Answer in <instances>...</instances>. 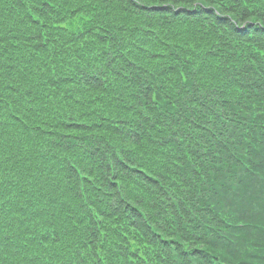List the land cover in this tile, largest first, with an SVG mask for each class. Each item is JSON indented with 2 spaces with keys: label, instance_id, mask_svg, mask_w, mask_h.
Masks as SVG:
<instances>
[{
  "label": "trees",
  "instance_id": "16d2710c",
  "mask_svg": "<svg viewBox=\"0 0 264 264\" xmlns=\"http://www.w3.org/2000/svg\"><path fill=\"white\" fill-rule=\"evenodd\" d=\"M0 264H264V0H0Z\"/></svg>",
  "mask_w": 264,
  "mask_h": 264
}]
</instances>
